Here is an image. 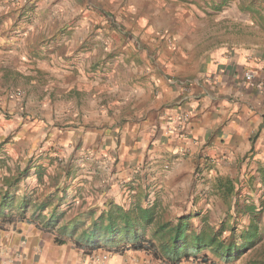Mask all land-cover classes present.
Returning <instances> with one entry per match:
<instances>
[{
	"label": "crops",
	"instance_id": "crops-1",
	"mask_svg": "<svg viewBox=\"0 0 264 264\" xmlns=\"http://www.w3.org/2000/svg\"><path fill=\"white\" fill-rule=\"evenodd\" d=\"M41 1L50 3L52 0ZM167 6L164 10L168 9ZM23 8L25 6L14 7L12 4L1 6L0 19L5 16L15 19ZM175 9L179 18L174 20L167 15L169 23L164 17H155L157 8L143 11L140 15L143 20L138 21L137 26L143 28L140 38L152 56L140 51L136 53L132 49L134 45L129 50L118 47L114 52H120L119 55L110 60L114 67L121 66L123 71H113L101 84L98 83L103 78L100 74H88L94 76L92 81L81 70L104 55L101 49L103 34L89 35L96 21L94 14L84 15L80 27L50 31L49 27L34 26L31 32L35 35L32 34L30 39L41 36L42 42L29 46L24 41L19 45L4 38L8 26L6 22L0 23V53L7 51V54L0 55V75L3 81L12 82L19 78L26 83H41L37 92L44 96L41 112L45 115L42 119L35 117L33 110H28V114L19 109L12 119H3L0 130L5 137L10 135L14 139V153L21 161H27L39 145L54 148L68 142L81 148L93 145L110 147L108 151L114 157L112 160L95 161V168H101L96 172L99 191L95 193L99 194L100 203H96L98 208L92 209L96 214L110 203H118L125 190V194L135 192V187H130L140 184L137 176H142L146 184L154 179L152 185L156 191L162 187H183L195 176L203 174L214 179L235 178L233 170L236 174L237 168H231L234 164H240L243 167L241 173L248 177L260 181L264 178V74L261 71L264 42L256 30H249L244 36L230 34L229 24L222 29L224 36L216 37L210 31L205 34L203 30L201 39L196 42L198 36L195 32L203 29L204 22L195 19L189 9L180 5ZM107 41L105 50L114 47L113 40L107 38ZM82 44L83 51H76ZM7 55L9 57H3ZM153 55L158 57L156 64L152 65L148 58ZM22 59L35 64H24L20 61ZM16 61L25 66H18ZM60 66L62 68H58ZM31 67L38 69L31 71ZM156 67L157 71H152ZM39 69H46L48 73L42 74ZM246 74H252V77L248 79ZM134 79H139L141 86L134 88V83L128 84ZM60 80L64 82L61 90L56 87L61 85ZM117 80L127 83L119 85ZM109 81L113 82L111 86ZM93 88L95 92L106 90L112 99L105 101L106 105H98L102 97H89V109L79 111L72 102L64 100L58 104L60 107L53 109L55 94L66 92L75 96L79 90L86 93ZM13 89L9 83L0 88L1 106L15 100ZM23 90L26 91L24 87ZM61 107L70 108L67 113L72 119L83 120L84 114H89L94 128L78 126L67 129L53 124L52 115L55 117ZM106 126L111 127L110 135H104ZM117 139L118 155L115 158L113 147ZM107 165L110 169L105 168ZM123 182L131 184L122 187ZM21 183L23 189L29 188L27 183ZM155 196L147 206L159 207V199ZM1 255L0 264H25L15 253L9 257ZM33 264H43V261Z\"/></svg>",
	"mask_w": 264,
	"mask_h": 264
},
{
	"label": "rangeland",
	"instance_id": "rangeland-1",
	"mask_svg": "<svg viewBox=\"0 0 264 264\" xmlns=\"http://www.w3.org/2000/svg\"><path fill=\"white\" fill-rule=\"evenodd\" d=\"M10 4L14 5V7L25 6V8L18 11L15 19L5 18L6 16L3 17L4 19H0V23L6 22L8 26L6 29L8 34L4 38L12 39L19 45L22 44V41L28 46L38 41L42 42L41 36H37L35 40L30 39V37L32 38L31 35L34 34L31 32L34 26L37 28L43 26L49 27L50 31H57L64 27L74 28L80 25L83 17H85L84 15L94 14L96 21L93 23L92 29L96 32L92 30L89 35L95 37L103 34L101 49L104 55L81 70L87 79L92 81L95 80L94 76L88 74L93 72H95V76L100 74V77L103 78L98 83L105 82V77L113 71L115 73L116 71L120 73L123 71L121 66L114 67L113 61L110 60L119 55L120 52H114L118 47L124 46V48L126 47L129 50L134 45L132 49L136 50V53L140 51L142 54L152 56V53L147 50L146 45H143L140 38L143 28L141 29V27L137 26L138 21L143 20L140 15L146 9L154 11L157 8L156 18L164 17L168 19V15L172 16L174 20H178L179 18L174 13L175 8L179 5L189 9L194 14V17H196L195 19L204 22L203 29L196 30L195 32L196 36H198L195 40L196 42L201 39L200 32L203 30L205 34L210 31L216 37L219 35L224 36L225 33L222 32V29L228 26V24L231 28L230 34L234 33L244 36L250 32L249 30L251 32L256 30L264 42V0H52L50 3H42L40 0H4V3H0V7H9ZM166 5H168V9L164 10ZM166 11L170 12V14H166ZM34 22L35 25H33ZM166 23H169V19L166 20ZM112 30L114 31L113 34ZM107 38L113 40L114 47L105 50L104 48L108 43ZM83 47V44L80 45V47L76 48V51H83ZM26 50L29 54H32L30 49L26 48ZM8 52L11 53L10 51ZM1 54L5 55L7 51L1 52ZM157 57L153 55V58H148L149 63L152 65L156 64ZM11 61L15 62L12 59ZM20 61L24 62V64L25 62L29 65L35 64L32 61L28 62L24 59ZM21 62H17V65L20 67L25 66ZM30 69L34 71L38 68L31 67ZM39 70L42 74L48 73L46 69ZM56 70L51 72L53 73ZM76 70L77 68H75ZM152 71L156 72L157 67ZM0 76V82H2V75ZM110 82L108 84L111 86L113 82ZM140 82L139 79H134V81L128 84L134 83V88H136L141 86ZM4 83L12 85L14 92H16V98L15 100L13 99L12 103H6L5 106H1L0 100V124H2L3 119H12L19 109L23 113L28 114L30 110H33L35 111V117H42V119L45 117L44 112H41V107L44 105L41 101H44V96L37 92L39 85H42L41 83L37 81L26 83L22 79L17 78L12 82H9V80L3 81L0 88L4 87ZM62 83L64 82L60 80L61 85H56L60 90L63 87ZM126 83L125 81L120 82L118 80L116 82L119 85ZM83 85L81 84L82 87ZM23 87L26 91L23 90ZM153 91L154 93L156 92L155 89ZM107 94L106 90L95 92L94 88L87 90L86 93L79 90L75 93V96L66 92H60L52 97V102H56L53 109L60 107L58 104L62 103V101L68 100L73 103L75 109L76 107L78 108V111L82 109L87 110L90 107L88 104L89 97L95 96L102 97L98 105H106L105 101L113 97L111 94ZM105 95L106 97L103 98ZM15 101L19 103L15 105ZM7 104H10V106L7 107ZM68 109H64L63 107L58 108L57 112H55L56 116L52 115V123L67 129L78 126L88 127L89 129L94 128V124L90 123L89 114H84L83 120L72 119L68 116ZM126 116L128 117V114ZM79 117L81 118V116ZM109 120H106V122ZM114 121L118 123L115 118ZM102 125L105 126V123L103 122ZM110 130L111 127H104V131H106L104 135H110ZM9 136L5 137L0 130V159L5 160L4 164L0 163V185L3 183L2 176L15 174L17 168L21 170L26 165H31L25 176L26 178L22 179V182L27 183L29 188L34 189L32 190L34 191L32 194L38 199L37 201L42 199L46 193L56 191L57 197L54 199V202L58 203L59 210L65 211L66 219H74L78 215L87 216L89 215L88 209L98 208L97 206L100 203L98 199L99 194L95 193L99 191V186L96 184V172L99 169L101 170V168H95L97 166L95 161L96 159L105 161L110 158L112 160L114 157L108 151L110 147L105 146L101 148L98 145H93L81 148L79 145L73 146V143L68 142L62 146L57 145L54 148L51 145L45 148L39 145L34 148L33 154L27 158V161H21L19 156L17 157L14 153V139ZM118 144L119 139L115 142L116 146L113 147L115 158L118 155ZM76 151H79V153L76 154ZM80 151H82V154ZM45 152L46 155H44ZM22 165L23 167L21 168ZM107 167L109 168V165L105 166V168ZM225 168L226 170H230L229 167ZM231 168H237L236 174L235 170H233V175H236L235 178L214 179L208 177L207 174H203L202 176H195L188 185H184L183 187L174 189H163L162 187L159 191L154 190V186L152 185L154 179L146 184L143 182L142 176H137L140 184L137 183L130 187V189L135 187V192L125 194V190L121 198L118 199V203L115 204L127 206L129 204L140 203L147 206L150 202L154 201L152 199L153 196L157 195L154 197L155 199H159V207L156 208V212L161 220L174 223L179 216L187 215L190 216L191 230L196 232L203 231L205 233L220 230L221 238H224L226 242L233 241L239 237L241 231L245 229L249 221L247 214L237 212V204L241 209L245 205L250 204H253L258 209L262 206L263 214L261 221H264V184H261L260 180H256L252 176L248 177L244 173H241L243 167L240 164H234ZM37 172L41 173V179L37 178ZM201 173L202 170H200L199 174ZM227 180H229L230 184H227ZM126 184L123 182L122 187ZM23 185L21 183L20 189H22ZM226 185L232 186V190L226 189ZM78 193L80 194L78 195ZM58 197H62L61 200H58ZM97 202L98 204H96ZM30 216L31 209L26 214L25 220L27 222L17 219L12 223H0L1 256L9 257L15 253L21 257L25 264H33L39 260H42L43 264H168L164 257H160L152 250H127L118 253L101 247L93 250L91 253H82L69 238L63 244L56 243L54 236L57 234V229L49 230L42 227L39 221H31ZM237 242H240V240L237 239ZM203 254L209 257V262H201L200 257ZM182 262H186L187 264H264V237L258 243L240 251L239 254L232 257L229 261H224L218 254H214L212 249L208 248L204 249L197 256L192 255L188 260Z\"/></svg>",
	"mask_w": 264,
	"mask_h": 264
},
{
	"label": "trees",
	"instance_id": "trees-1",
	"mask_svg": "<svg viewBox=\"0 0 264 264\" xmlns=\"http://www.w3.org/2000/svg\"><path fill=\"white\" fill-rule=\"evenodd\" d=\"M0 163L4 164L5 160L0 159ZM30 167L26 165L21 170L17 168L15 174L2 176L0 223H12L17 219L26 221V214L31 209V221L37 220L49 230L57 229L58 235L54 236L56 243L63 244L69 238L85 254L101 247L118 253L144 249L164 257L168 264H178L209 248L224 261H229L264 237V221H261L263 207L258 209L253 204L245 205L242 209L237 204V212L247 214L249 221L239 237L228 242L220 237V230L208 233L191 230L190 216H179L174 223L163 221L157 215L155 206H143L140 203L127 206L110 203L98 214L91 209L87 216L66 219L65 211L59 210L58 203L54 202L56 191L46 193L37 201L32 194L34 189H20V183ZM36 175L38 179L42 178L40 172ZM226 182L230 184L229 180ZM261 182L264 184V178ZM232 188L226 185V189ZM61 198L58 197V200ZM200 259L201 262L210 261L206 254Z\"/></svg>",
	"mask_w": 264,
	"mask_h": 264
},
{
	"label": "built area",
	"instance_id": "built-area-1",
	"mask_svg": "<svg viewBox=\"0 0 264 264\" xmlns=\"http://www.w3.org/2000/svg\"><path fill=\"white\" fill-rule=\"evenodd\" d=\"M261 71L263 72L264 74V63L262 64L261 66ZM252 77V74H246V78L250 79Z\"/></svg>",
	"mask_w": 264,
	"mask_h": 264
}]
</instances>
